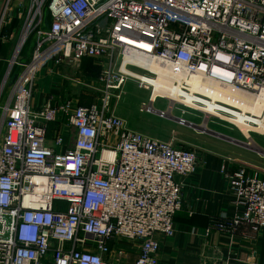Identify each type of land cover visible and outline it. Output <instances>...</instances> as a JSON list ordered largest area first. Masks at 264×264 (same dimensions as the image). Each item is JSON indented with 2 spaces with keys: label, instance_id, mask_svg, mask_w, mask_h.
<instances>
[{
  "label": "built area",
  "instance_id": "obj_1",
  "mask_svg": "<svg viewBox=\"0 0 264 264\" xmlns=\"http://www.w3.org/2000/svg\"><path fill=\"white\" fill-rule=\"evenodd\" d=\"M14 2L1 4L0 41L12 40L4 31L18 20L24 24L11 62L19 64L29 38L36 46L19 64L0 119V264H122L131 253L134 264H160V238L174 236L184 180L199 159L174 138L131 129L112 101L122 99L129 80L153 89L157 74L142 60L183 68L188 80L209 89L264 93V0H23L18 8ZM87 58L100 69L95 102L34 107L40 72L78 68ZM174 90L176 100L165 98L168 110L154 108L160 97L150 91L141 111L165 118L179 104L204 121L264 135V112L193 91L190 82ZM61 116L75 128L66 153L61 134L55 147L47 144V124ZM224 173L236 213L212 221L207 234H236L243 226L259 233L264 177L246 164Z\"/></svg>",
  "mask_w": 264,
  "mask_h": 264
},
{
  "label": "crops",
  "instance_id": "obj_2",
  "mask_svg": "<svg viewBox=\"0 0 264 264\" xmlns=\"http://www.w3.org/2000/svg\"><path fill=\"white\" fill-rule=\"evenodd\" d=\"M16 32L14 30L13 35ZM12 40L1 42L0 62H8L7 55L3 53H7L6 43ZM81 65L78 68L54 65L44 73L40 72L35 87L37 97L33 98L34 107L38 109L46 102L55 104L57 101L80 103L82 92L79 91L82 88L76 81L86 78ZM8 91L9 86L6 94ZM47 127L49 146L55 147V137L61 134L64 146L60 151L66 153L73 148L75 128L71 127L68 117L61 116L55 122L48 123ZM201 127L207 129L208 125ZM165 139L169 141L171 137ZM206 143L207 146L194 148L199 159L198 166L196 172L184 180L183 204L174 218V236L160 238V264H264V228L257 234L245 226L236 234L216 230L207 234L212 221L230 218L236 213L224 171L229 166L234 168L246 164L250 170H257L264 177V163L256 160L250 150L235 147L227 140ZM135 258V253H131L122 264H134Z\"/></svg>",
  "mask_w": 264,
  "mask_h": 264
},
{
  "label": "rangeland",
  "instance_id": "obj_3",
  "mask_svg": "<svg viewBox=\"0 0 264 264\" xmlns=\"http://www.w3.org/2000/svg\"><path fill=\"white\" fill-rule=\"evenodd\" d=\"M3 0H0V8ZM23 2V0H15L14 6L18 8V5ZM1 11V10H0ZM28 10H25V12ZM46 13V11H45ZM23 21H19V23H15L14 25H8L6 26V36L13 37V40L7 45V63L8 67L10 64V59L12 58V52L16 47V43L19 39V36L21 34V31L23 29ZM16 30L17 32L13 35V31ZM33 41L31 42L32 49L35 48V38L32 37ZM31 50V49H30ZM30 54V53H29ZM22 58V56H20ZM12 61V60H11ZM18 62L19 59H17ZM3 62H0V71L3 66ZM85 60H83V63L81 65V68L83 67ZM94 62V61H93ZM12 63V62H11ZM17 65V64H16ZM95 65V64H94ZM15 64L12 63V67L10 68V74L13 70ZM8 67L5 70V73L8 70ZM96 67H98L96 65ZM80 68V69H81ZM99 68V67H98ZM46 70L43 71V73ZM41 75V74H39ZM100 76V75H99ZM81 78L80 76H78ZM7 78V77H6ZM9 78V76H8ZM3 83H0V112L1 117L3 114L2 107L4 105L5 99L7 98L6 91L8 89V85L10 84V78ZM98 78L93 75V77H88L86 75V78H81L79 81H81L85 86L79 85V88H82L80 92V104L81 105H88L90 103H93L97 100L99 97V92L95 90V88H99V82ZM90 85V87L88 86ZM82 86V87H81ZM88 86V87H87ZM10 87V85H9ZM94 87V88H92ZM36 91V88H35ZM35 96L37 97V94L35 93ZM122 99L119 102H116V100L112 101V107H115L116 114L119 117H123L129 127L133 130H136L139 132H144L145 134L151 136V137H158L160 139L166 140L165 138L171 137L170 140H173L178 144L185 148H195L198 149V147L207 146L208 142H213L215 140H221L220 138L214 136L212 132L207 131V133H204L202 131H199L195 129L194 127H189L187 124L183 125L180 124L179 121L175 120L174 117L183 118L187 122H192L198 126H207L208 129H210L213 132H217L222 135L229 136L233 139H236L238 141H243L245 143H250L251 146L253 144V147L260 149V153L255 152L254 150H250L255 156L256 160L263 161L264 163V135H261L259 133H250V139L247 138L243 131H240L230 123H227L226 121H221L215 118H212L210 120H203V115L201 113H198L196 111H193L191 109H187L183 106H180L179 104L174 105L175 108H173V111L170 112L169 117H160L158 114H149L146 112H142L140 106L143 102L148 103V99L150 96L149 90H144L139 87V84L136 81L129 80L122 89ZM169 102L165 99H159L156 104L154 105V108H157L159 110H168ZM172 106V105H171ZM172 117V118H170ZM1 119V118H0ZM168 141V140H166ZM224 141V140H222ZM219 142V141H217ZM230 142V141H229ZM231 143V142H230ZM235 147H239L240 149H243L244 147H240L234 143H231ZM247 149V148H244ZM249 150V149H247Z\"/></svg>",
  "mask_w": 264,
  "mask_h": 264
},
{
  "label": "bare ground",
  "instance_id": "obj_4",
  "mask_svg": "<svg viewBox=\"0 0 264 264\" xmlns=\"http://www.w3.org/2000/svg\"><path fill=\"white\" fill-rule=\"evenodd\" d=\"M142 61V63H145V66L147 65L149 69L157 74L155 79H152L153 89L150 90L153 92V99L159 96L161 99L168 98L171 100H176V97L174 96V89L182 85L184 82H190L191 89L193 91L202 93L204 91L205 94L207 93L214 99L227 101L238 108L241 107L245 112H250L255 115L264 112V93L256 96H251L244 92H238L225 86H218L209 89L204 84L199 83L198 80H188L187 73L183 68L169 66L162 62L150 63L146 60ZM203 130L209 131L208 128H203ZM242 131L244 132L245 136L250 139L247 131L245 129Z\"/></svg>",
  "mask_w": 264,
  "mask_h": 264
},
{
  "label": "trees",
  "instance_id": "obj_5",
  "mask_svg": "<svg viewBox=\"0 0 264 264\" xmlns=\"http://www.w3.org/2000/svg\"><path fill=\"white\" fill-rule=\"evenodd\" d=\"M49 20H50V15L48 14V9H47L46 10V17H45V21H44L45 27H48ZM15 23H19V21L14 20L12 25H14ZM5 32H6V29L4 31V34H5ZM31 38H29L27 40V42L25 43V46L23 47L22 51L20 52V56H22V58H20V56H19V61H20V62H18L19 64L29 62L31 59L32 53L34 51V49H32V47H31V42L33 41V39H31ZM6 44L8 45L9 43H6ZM1 45H3V44L0 41V48H1ZM3 55H7V53L4 52ZM84 60H85V62H84L83 70H84L85 74L90 78L93 77V75L96 77H99L100 69L98 67H96V65H94V62H93L94 60L90 59V58H87ZM19 64L14 66L13 70L11 71V74L9 75V78H10V84L9 85L10 86L16 81V79L18 78V76L22 70V66ZM7 67H8V63L5 62L2 66L1 71H0V83L3 79L2 77H3L4 72H5ZM0 118H1V112H0Z\"/></svg>",
  "mask_w": 264,
  "mask_h": 264
},
{
  "label": "water",
  "instance_id": "obj_6",
  "mask_svg": "<svg viewBox=\"0 0 264 264\" xmlns=\"http://www.w3.org/2000/svg\"><path fill=\"white\" fill-rule=\"evenodd\" d=\"M12 67V63L10 62V64H9V67H8V70H7V72H6V74L4 75V81L7 79L6 77L10 74V68ZM174 119L175 120H177V121H179L180 119H179V117H174ZM184 124H187L189 127L191 126V127H194L195 129H197V130H199V131H202V132H204V133H207V131L206 130H203V128L202 127H200V126H198V125H196V124H194V123H192V122H184ZM210 132H212V134H214V136H216V137H218V138H220L221 140H227V141H230L231 143H234V144H236V145H238V146H242V147H244V148H247V149H249V150H254L255 152H259L260 153V151H262V150H260V149H258L257 150V148H255V147H253V146H251V144L250 143H245V142H243V141H238V140H236V139H233V138H231V137H229V136H226V135H222V134H219V133H217V132H213V131H211V130H209Z\"/></svg>",
  "mask_w": 264,
  "mask_h": 264
}]
</instances>
